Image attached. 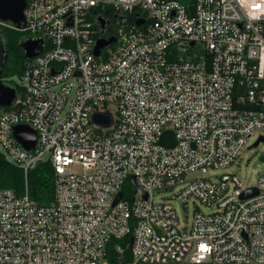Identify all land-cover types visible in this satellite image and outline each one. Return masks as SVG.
I'll list each match as a JSON object with an SVG mask.
<instances>
[{
  "label": "built area",
  "instance_id": "2783aa9c",
  "mask_svg": "<svg viewBox=\"0 0 264 264\" xmlns=\"http://www.w3.org/2000/svg\"><path fill=\"white\" fill-rule=\"evenodd\" d=\"M24 15L0 30L42 52L0 112V152L26 179L50 161L55 195L0 188V264H109L129 234L115 245L126 264H264V173L228 169L264 136V0H26ZM18 125L36 131L34 148ZM162 192L193 204L191 217Z\"/></svg>",
  "mask_w": 264,
  "mask_h": 264
},
{
  "label": "trees",
  "instance_id": "16d2710c",
  "mask_svg": "<svg viewBox=\"0 0 264 264\" xmlns=\"http://www.w3.org/2000/svg\"><path fill=\"white\" fill-rule=\"evenodd\" d=\"M183 1L188 2L189 0ZM108 11V14L112 15V9ZM1 32L9 53L8 60L2 70V77L8 78L15 75L21 77L27 59L24 50L20 47V43L26 32L13 28H2ZM5 83L14 86L17 94H24V88L19 83L13 80H6ZM3 109L7 110L8 107ZM0 188H10L20 196L26 193L27 188L29 195L39 203H50L55 195V169L50 161H42L29 171L26 179L23 170L17 165L9 162L5 155L0 152ZM125 189L128 191L134 190L130 177L126 180ZM124 197H126L125 192ZM130 240L131 234L123 240L113 239L111 241L108 253L109 264H126L132 259L129 250L120 253L115 247L118 243L125 245L127 242H130Z\"/></svg>",
  "mask_w": 264,
  "mask_h": 264
},
{
  "label": "water",
  "instance_id": "95a60500",
  "mask_svg": "<svg viewBox=\"0 0 264 264\" xmlns=\"http://www.w3.org/2000/svg\"><path fill=\"white\" fill-rule=\"evenodd\" d=\"M26 6V0H0V17L4 20H10L14 22L19 27L25 25V15L24 9ZM193 12L194 7H190ZM100 23L104 26V20L100 19ZM115 40L114 37L110 39L100 38L97 41L95 53L100 54L101 48L105 47L109 43ZM193 44V43H192ZM43 41L41 39H26L21 41L20 47L24 50L26 59H32L38 56L42 52ZM9 53L5 46L2 32L0 30V107L9 106L16 97V89L14 86L6 84L2 80V70L6 61L8 60ZM93 119L104 126H109L112 123V113L111 112H101L97 111L93 114ZM14 136L19 143H21L24 148L31 149L34 148L37 141L36 131L28 125H18L14 129ZM261 141H264V136H261L256 140L253 146H257ZM162 143L168 147L175 144V139L172 131H166L162 137ZM132 183L136 185V179L132 176ZM137 189H139L137 187ZM145 194V193H144ZM258 194L256 188L247 189L242 197H250ZM146 196V194H145Z\"/></svg>",
  "mask_w": 264,
  "mask_h": 264
},
{
  "label": "rangeland",
  "instance_id": "374dc122",
  "mask_svg": "<svg viewBox=\"0 0 264 264\" xmlns=\"http://www.w3.org/2000/svg\"><path fill=\"white\" fill-rule=\"evenodd\" d=\"M3 80H13L19 83V77L17 75ZM4 107H0L2 112ZM255 138H251L250 142L254 143ZM231 171L236 172L245 182L255 181L262 173H264V141H261L259 145L252 146L246 150L243 157L240 159L238 164H234L228 168ZM159 195L172 201L173 205L178 210L181 217H191L194 208L193 204H189L187 211L183 209L181 202L176 198H170V192H162Z\"/></svg>",
  "mask_w": 264,
  "mask_h": 264
},
{
  "label": "flooded vegetation",
  "instance_id": "af4514ba",
  "mask_svg": "<svg viewBox=\"0 0 264 264\" xmlns=\"http://www.w3.org/2000/svg\"><path fill=\"white\" fill-rule=\"evenodd\" d=\"M115 26H114V24H112V26H111V28H114ZM7 62V61H6ZM2 80H3V77H2ZM4 81V80H3ZM5 82V81H4Z\"/></svg>",
  "mask_w": 264,
  "mask_h": 264
}]
</instances>
